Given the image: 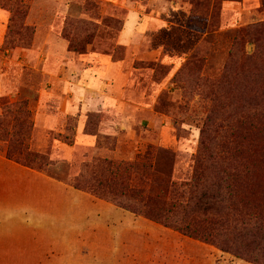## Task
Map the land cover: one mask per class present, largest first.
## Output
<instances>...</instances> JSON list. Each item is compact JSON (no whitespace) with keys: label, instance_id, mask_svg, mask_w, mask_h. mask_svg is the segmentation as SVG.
<instances>
[{"label":"rangeland","instance_id":"rangeland-1","mask_svg":"<svg viewBox=\"0 0 264 264\" xmlns=\"http://www.w3.org/2000/svg\"><path fill=\"white\" fill-rule=\"evenodd\" d=\"M251 74L264 83V0H0V136L15 159L22 143L46 160H9L4 142L0 158L17 164V187L74 188L103 162L118 177L138 162L172 167L181 188L213 155L234 178L222 192L237 219L244 203L264 216V93L247 88ZM147 171L129 184L146 188ZM125 211L132 227L85 236L87 264H264V244L237 255Z\"/></svg>","mask_w":264,"mask_h":264},{"label":"trees","instance_id":"trees-1","mask_svg":"<svg viewBox=\"0 0 264 264\" xmlns=\"http://www.w3.org/2000/svg\"><path fill=\"white\" fill-rule=\"evenodd\" d=\"M252 75L245 77L248 80L247 88L258 86V90L264 93V83ZM22 128L27 135V128L24 125ZM8 138V134L0 136V142L8 143L6 155L9 160H15L28 167L35 164L38 170L44 169L42 166L46 158L29 152L24 155L27 147L22 143H17V147L21 149L15 159L12 156L13 142ZM101 166L102 168H98L84 182L76 180L73 187L97 196H112L113 203L121 209L135 215H143L196 239L214 243L225 252L235 249L237 255L248 257L255 253L256 249L260 250L264 244V216L261 207L255 205L251 208L250 203H244L242 208L247 214L242 216L241 220L237 219L240 212L238 205H227L226 195L222 192V188L233 183L234 178L222 175L226 170L224 164L213 155L205 165L200 160L195 161V171L191 180L181 183L179 185L181 188L172 182V167L167 172L161 166L140 165L135 162L125 166L128 176L118 177L110 169L112 164L103 162ZM146 170L149 180L146 188L133 187L129 184L128 178L132 172L146 173ZM207 170H216L218 175L211 180L207 177L206 179L203 175ZM144 173H142L144 177H147ZM230 197L233 199L234 195ZM123 198L126 200H122ZM239 221L241 227H238ZM249 259L256 261L257 258L251 256Z\"/></svg>","mask_w":264,"mask_h":264},{"label":"crops","instance_id":"crops-1","mask_svg":"<svg viewBox=\"0 0 264 264\" xmlns=\"http://www.w3.org/2000/svg\"><path fill=\"white\" fill-rule=\"evenodd\" d=\"M65 194L73 201L54 197ZM88 197L70 187H17V164L0 158V264H87L86 235H117L110 223L123 219L133 226L125 210Z\"/></svg>","mask_w":264,"mask_h":264}]
</instances>
